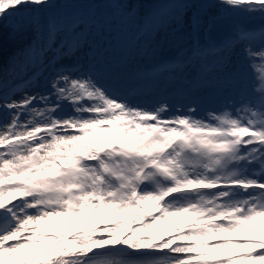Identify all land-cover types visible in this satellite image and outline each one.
Masks as SVG:
<instances>
[{"label":"snow or ice","instance_id":"snow-or-ice-1","mask_svg":"<svg viewBox=\"0 0 264 264\" xmlns=\"http://www.w3.org/2000/svg\"><path fill=\"white\" fill-rule=\"evenodd\" d=\"M215 3L264 20V0ZM116 6L138 14L137 0ZM28 7L41 13L32 38L7 54L3 21ZM59 7L0 0V264H264V26L201 43L214 17L191 20V47L166 71L212 57L210 74L238 82L246 66L256 82L255 98L198 117L196 107L135 103L74 66L31 91L64 35L62 58L90 51L88 18Z\"/></svg>","mask_w":264,"mask_h":264},{"label":"trees","instance_id":"trees-1","mask_svg":"<svg viewBox=\"0 0 264 264\" xmlns=\"http://www.w3.org/2000/svg\"><path fill=\"white\" fill-rule=\"evenodd\" d=\"M117 2L118 0H60V7L57 9L58 12L67 13L69 16L74 14L88 18L87 27L82 33V37L87 38V44L90 48V51L86 50L89 54L96 55L99 51L107 49L105 54L107 58L101 59V63L109 75L111 72L117 75L124 70L131 69L127 63L131 62L134 54L145 57L143 61H140L142 66L138 68V72H142L144 64L149 67L152 63L157 64V67L154 68L159 67L161 71L164 65H161V60L155 63V59L162 57V52L165 51L170 52L172 57L178 60V57L183 54L181 52L183 48L181 49L179 44L182 43L185 46L184 49H187L189 45L187 42L190 37L186 33V28L185 32L177 33L178 28H183V26L180 25L181 21L174 24L175 20H183L187 13L191 14V18H195L201 11L199 0H196V7L190 9L184 7V4L190 3V0H137L138 14L132 18L121 14V10L116 6ZM231 11L232 9L227 8V14ZM34 15L40 16L41 13H34L32 8L28 7L3 21V46L7 54L27 46L33 35L31 20ZM238 17L234 19L231 17L229 29L217 38L213 39L214 36L209 32L207 36H204L203 43L208 39L219 43L230 35L237 25L256 29L264 26V20L261 19L260 15L237 20ZM17 27L20 30L14 32L13 28ZM62 39L63 43L58 40L59 47L48 53L47 61L50 62L46 64V68H42L43 75L40 82L44 80L45 83L46 78L51 77L57 70L64 71L65 69L61 68L60 65L75 67L78 65L76 61H87V56L81 55L83 48L80 52L71 48L62 58L59 54L60 49L72 39L71 33L64 35ZM83 42L81 39V44ZM207 60L212 61L213 58L208 57ZM194 64L195 62H190L187 65H181L180 71H172V73L188 71ZM104 69L101 75H103ZM34 71L36 69L31 68L27 70L26 74L21 73V75L27 79ZM163 72L167 73L163 70L159 75ZM108 73L105 72V78H107Z\"/></svg>","mask_w":264,"mask_h":264},{"label":"rangeland","instance_id":"rangeland-1","mask_svg":"<svg viewBox=\"0 0 264 264\" xmlns=\"http://www.w3.org/2000/svg\"><path fill=\"white\" fill-rule=\"evenodd\" d=\"M199 1L201 4V11L197 14V16H205L206 14L211 15L212 17H214V20H217L219 22L220 17L225 18L227 16H230L234 19L239 16L237 18V20H239V18L243 19V17L246 18L248 16L253 17L256 15H260L259 13L249 14L243 12H235L233 10L227 14V7L216 4L215 0H211L213 6L210 9L206 6L209 0ZM192 19L195 18H191V14L187 13V16L184 15L183 20H175L174 24L180 21L183 22L180 24L181 27L183 26V28L179 27L177 33L185 32L186 28V33L190 37L192 31ZM219 22H217L216 29L218 31H221L226 23ZM221 33L223 32H219L216 37L212 38H217V36H219ZM204 36L206 35L204 28L202 27L199 32L201 43H203ZM2 41L4 42L3 37ZM187 44H189L187 49H190L192 44L190 38ZM179 46L181 47V49H184L185 47L182 43L179 44ZM106 50L107 49H104V51H99L95 55L89 54V52L83 48V52L81 53V55L85 54L87 56V61H76L78 65L75 66L76 68H73V71L94 70L96 75L101 77L105 83L109 84L120 94L126 95L128 98L132 99L135 103L151 107L166 102L171 106L173 113H175L178 109L184 111L188 107H196L198 109V117H205L210 112L219 113L226 108L230 109L234 106H238L242 99H251L255 98L256 96V93L253 91L256 82L252 76V73L247 69L246 66L244 68V77L238 82L229 81L225 73L210 74L208 68L215 63L214 60L195 62V64L185 72L184 70L179 73H172V71H167V73L163 72V74L159 75V73L163 70L166 71V65L174 66L178 62L176 58L172 57L170 52L165 51L162 52V57L155 59V63L158 60H161V65H164V68H161V71L159 70V67L154 68L157 67V64L155 65L152 63L149 67L144 64L142 72H138V68L142 66V63L140 61H143L145 57H141L140 54H134L133 58H131V62L127 63L129 64L131 69L127 71L124 70L117 75L111 72V75H109L107 69H104V66L101 63L103 59L107 58V56H105ZM103 69L104 73L103 75H101ZM40 71L43 70L41 69ZM105 72L108 73L107 78L104 77ZM50 78L51 77L48 76L45 80V83L43 80L39 83V87L32 89L31 91H47L48 89L45 88L44 85ZM7 118L8 117L6 114H0V123L6 121ZM113 219H116V217L105 218L106 221ZM80 226L91 225L82 222L80 225H77L75 227Z\"/></svg>","mask_w":264,"mask_h":264},{"label":"water","instance_id":"water-1","mask_svg":"<svg viewBox=\"0 0 264 264\" xmlns=\"http://www.w3.org/2000/svg\"><path fill=\"white\" fill-rule=\"evenodd\" d=\"M217 22H219V21H217V20H214V24L215 25H213L212 26V28H211V31H210V33H211V35L212 36H216L219 32H225V31H227L228 29H229V27H230V25H231V17L230 16H227V17H223V18H221L220 19V22L219 23H222V22H225L226 24H225V26L223 27V29L221 30V31H218L217 29H216V25H217ZM218 26H220V25H218Z\"/></svg>","mask_w":264,"mask_h":264},{"label":"bare ground","instance_id":"bare-ground-1","mask_svg":"<svg viewBox=\"0 0 264 264\" xmlns=\"http://www.w3.org/2000/svg\"><path fill=\"white\" fill-rule=\"evenodd\" d=\"M237 251H243V249H237Z\"/></svg>","mask_w":264,"mask_h":264}]
</instances>
